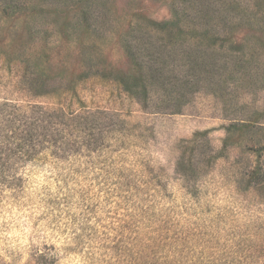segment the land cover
<instances>
[{"label":"rangeland","instance_id":"obj_1","mask_svg":"<svg viewBox=\"0 0 264 264\" xmlns=\"http://www.w3.org/2000/svg\"><path fill=\"white\" fill-rule=\"evenodd\" d=\"M27 105L78 141L0 169V264H264V0H0V121Z\"/></svg>","mask_w":264,"mask_h":264},{"label":"trees","instance_id":"obj_2","mask_svg":"<svg viewBox=\"0 0 264 264\" xmlns=\"http://www.w3.org/2000/svg\"><path fill=\"white\" fill-rule=\"evenodd\" d=\"M178 13L175 14V21L150 22L148 27L151 32L157 34H167L178 26ZM87 13L83 12V19L86 20ZM138 45L133 50L134 45L128 44L127 53L131 58L138 61L137 53L143 38L136 37ZM141 64V62H139ZM142 66V65H140ZM188 75L182 79L183 87H194L198 89V83L191 82V66ZM163 71L159 67H148V71H143L139 75L127 74L118 78L119 84L131 97L147 101L149 88L155 81L159 80ZM184 97V95H182ZM14 115H2L0 121V169L9 164L11 159L17 168H22L28 163L39 160L42 156L50 154L56 161L60 162L67 158L70 153L68 141L72 138L73 143L77 142V136L68 126L62 128L53 124L49 118H53L50 111L39 105H27L14 108ZM64 114V113H63ZM62 117L65 118V114ZM72 117V114H68ZM49 121H48V120ZM2 123V124H1Z\"/></svg>","mask_w":264,"mask_h":264}]
</instances>
